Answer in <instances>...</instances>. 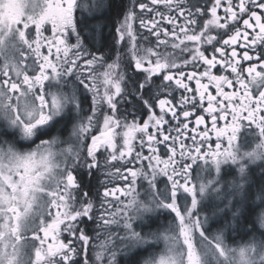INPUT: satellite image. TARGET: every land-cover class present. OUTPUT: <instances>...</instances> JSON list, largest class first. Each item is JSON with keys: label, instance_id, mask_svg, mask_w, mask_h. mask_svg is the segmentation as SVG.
<instances>
[{"label": "snow or ice", "instance_id": "1", "mask_svg": "<svg viewBox=\"0 0 264 264\" xmlns=\"http://www.w3.org/2000/svg\"><path fill=\"white\" fill-rule=\"evenodd\" d=\"M111 6L0 0V264H264V0Z\"/></svg>", "mask_w": 264, "mask_h": 264}, {"label": "flooded vegetation", "instance_id": "2", "mask_svg": "<svg viewBox=\"0 0 264 264\" xmlns=\"http://www.w3.org/2000/svg\"><path fill=\"white\" fill-rule=\"evenodd\" d=\"M123 2L126 3L127 0H123ZM116 19H117V14L114 17L113 23L116 21ZM108 38L110 39V37ZM126 107H130V106L126 105ZM262 166H264V164H262V162L260 161H257L255 164L250 165V177H251V180L254 182L253 197H252L253 200H255V191L257 190V187L260 186V183H261V167ZM79 172L80 174L78 175V181L82 182L83 185L95 187L100 180H103V177L100 176L99 173H97L96 176H92L88 173V170L86 168L80 169ZM84 190L86 191L87 187H85ZM256 202L259 203L258 201ZM222 206L223 205H221V207ZM259 211L260 210L258 209L257 213ZM230 237L234 239L236 243L245 242L249 239V237L244 236L242 233H238V232L234 234L230 233Z\"/></svg>", "mask_w": 264, "mask_h": 264}, {"label": "trees", "instance_id": "3", "mask_svg": "<svg viewBox=\"0 0 264 264\" xmlns=\"http://www.w3.org/2000/svg\"><path fill=\"white\" fill-rule=\"evenodd\" d=\"M122 3V0H112V6L111 8H109L105 15L109 18V20L111 22H113L115 15L120 11V5ZM111 28V23L109 24V29ZM108 29H106V33H107ZM259 187V186H258ZM257 187V189H258ZM238 233H242V232H238Z\"/></svg>", "mask_w": 264, "mask_h": 264}, {"label": "rangeland", "instance_id": "4", "mask_svg": "<svg viewBox=\"0 0 264 264\" xmlns=\"http://www.w3.org/2000/svg\"><path fill=\"white\" fill-rule=\"evenodd\" d=\"M233 171H234V169H233ZM229 179H231V177H229ZM205 203L208 204L209 206H211L213 203H218V202L217 201H213V200H209V201H205ZM237 232H239V230H237ZM239 243H243V242H239ZM233 246H235V245H233Z\"/></svg>", "mask_w": 264, "mask_h": 264}]
</instances>
